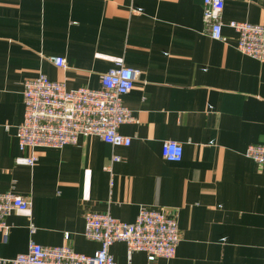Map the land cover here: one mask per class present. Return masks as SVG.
<instances>
[{
    "label": "crops",
    "instance_id": "obj_1",
    "mask_svg": "<svg viewBox=\"0 0 264 264\" xmlns=\"http://www.w3.org/2000/svg\"><path fill=\"white\" fill-rule=\"evenodd\" d=\"M230 21L264 26V0H225L222 41L207 35L202 0H0V192L31 203L5 219L0 264L30 242L91 255L87 212L132 223L141 208L176 218L175 257L129 258L115 243V264H264V166L244 156L264 146V62L236 50ZM117 61L140 72L123 97L134 121L118 130L129 147L90 136L20 152L25 80L97 89ZM166 141L182 146L179 162L162 158ZM30 155L32 167L16 164Z\"/></svg>",
    "mask_w": 264,
    "mask_h": 264
},
{
    "label": "built area",
    "instance_id": "obj_2",
    "mask_svg": "<svg viewBox=\"0 0 264 264\" xmlns=\"http://www.w3.org/2000/svg\"><path fill=\"white\" fill-rule=\"evenodd\" d=\"M225 0H202V21L207 35L215 41L224 39L222 13ZM227 26L236 34V50L259 62H264V26L230 21ZM58 68H65L64 58L50 59ZM140 72L114 62L101 77L97 89H68L64 82L52 81L39 74L22 84L23 120L16 128L20 152L38 148L61 149L75 144L80 137L95 136L112 147H129L131 139L119 133L122 125L134 118L123 104ZM161 156L167 162H179L182 146L166 141ZM244 156L264 166V146L250 145ZM113 162L119 158L114 157ZM35 155L18 157V165L32 167ZM30 201L12 192H0V232L6 237L5 219L13 212H28ZM175 217H167L157 209L141 208L132 223L119 221L109 214L87 212L84 215L83 236L99 244L91 255L74 252L64 246H42L30 242L25 253L18 254L11 264H115L110 247L123 243L130 258L133 252L145 254L148 262L172 260L179 243ZM0 262H2L0 258Z\"/></svg>",
    "mask_w": 264,
    "mask_h": 264
}]
</instances>
